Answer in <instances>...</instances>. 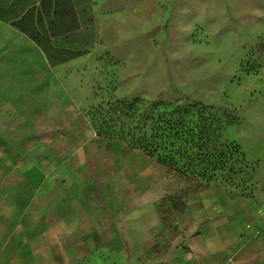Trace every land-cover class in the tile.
Segmentation results:
<instances>
[{
	"label": "crops",
	"instance_id": "0c3cea01",
	"mask_svg": "<svg viewBox=\"0 0 264 264\" xmlns=\"http://www.w3.org/2000/svg\"><path fill=\"white\" fill-rule=\"evenodd\" d=\"M96 8L0 0V264H264V204L207 187L167 225L154 159L96 132Z\"/></svg>",
	"mask_w": 264,
	"mask_h": 264
},
{
	"label": "rangeland",
	"instance_id": "374dc122",
	"mask_svg": "<svg viewBox=\"0 0 264 264\" xmlns=\"http://www.w3.org/2000/svg\"><path fill=\"white\" fill-rule=\"evenodd\" d=\"M96 5L87 112L100 136L154 159L167 225L207 187L264 204V0Z\"/></svg>",
	"mask_w": 264,
	"mask_h": 264
},
{
	"label": "trees",
	"instance_id": "16d2710c",
	"mask_svg": "<svg viewBox=\"0 0 264 264\" xmlns=\"http://www.w3.org/2000/svg\"><path fill=\"white\" fill-rule=\"evenodd\" d=\"M174 132V131H173ZM176 133H177V131H175L174 132V135L173 136H175L176 135ZM188 133H190V132H188ZM190 141H192L191 139H190ZM134 148H138V147H134ZM138 149H140V150H142V151H144L146 154H148L144 149H142V148H138ZM149 156H150V154H148ZM151 157V156H150ZM214 168H212V170H213Z\"/></svg>",
	"mask_w": 264,
	"mask_h": 264
}]
</instances>
